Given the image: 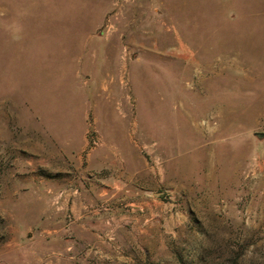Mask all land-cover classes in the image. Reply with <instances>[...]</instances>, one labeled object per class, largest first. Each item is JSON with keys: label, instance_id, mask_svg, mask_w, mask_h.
<instances>
[{"label": "rangeland", "instance_id": "1", "mask_svg": "<svg viewBox=\"0 0 264 264\" xmlns=\"http://www.w3.org/2000/svg\"><path fill=\"white\" fill-rule=\"evenodd\" d=\"M108 66L115 106L156 138L140 147L183 220L121 253L73 257L60 235L40 241L37 218L10 209L37 202L26 185L31 131L78 142ZM41 144L35 171L64 184L72 156L53 155L63 144L47 135ZM24 216L35 223L30 257L11 260L6 242L27 239ZM0 264H264V0H0Z\"/></svg>", "mask_w": 264, "mask_h": 264}, {"label": "crops", "instance_id": "2", "mask_svg": "<svg viewBox=\"0 0 264 264\" xmlns=\"http://www.w3.org/2000/svg\"><path fill=\"white\" fill-rule=\"evenodd\" d=\"M112 70L113 67L108 66L105 78L99 82L96 80L97 90L91 104V115L102 138V146L86 157L81 154L86 142V109L82 116L85 128L78 142L70 133L59 137L52 130H44L43 133L32 130L31 138L35 136L36 142L29 149L37 153V160L27 161L26 185L27 196L35 197L37 202L28 200L19 206L12 205L10 209L12 212L21 210L33 215L31 218H37L40 241L60 243L59 239L55 240L60 235L64 244L73 246V257H79V251H85L81 255L83 257L90 253H105V257L121 253L123 243H139L143 238L149 240L158 233L171 232L183 220L182 215L180 217L179 212L172 209V203L164 201L162 192L158 191L157 172L140 147L141 134L145 129L131 122L129 111L115 106L118 96L113 90L119 76L112 74ZM101 99L105 101V107L98 108L97 100ZM112 103L113 108L109 105ZM36 120H40V116ZM154 128L149 127L150 132ZM46 135L50 141L63 144L62 151H55L53 155L65 154L73 158L75 172L64 184L47 181L43 172L35 171L36 167L45 168L46 165L45 147L41 144ZM142 141L150 145L156 143V138ZM63 186L73 188H69L71 193L68 196L57 200L54 192ZM76 191H79L78 195ZM84 195L88 198H82ZM66 213L70 215L68 220L65 219ZM28 218L24 216L20 226L26 230L27 239L18 236L6 242L12 251L11 260H28L30 257L27 245L35 238L31 232L35 223L33 220L29 222ZM50 221L53 227L46 225ZM50 233H53L50 236L52 241L50 237L47 239ZM19 249L25 252L20 253ZM54 254L62 257L66 251L59 250ZM35 255L38 259L44 258L45 251L40 249Z\"/></svg>", "mask_w": 264, "mask_h": 264}, {"label": "built area", "instance_id": "3", "mask_svg": "<svg viewBox=\"0 0 264 264\" xmlns=\"http://www.w3.org/2000/svg\"><path fill=\"white\" fill-rule=\"evenodd\" d=\"M85 146L83 149L84 156L89 155L94 149L102 145L103 141L98 129L93 121L89 120L85 131Z\"/></svg>", "mask_w": 264, "mask_h": 264}]
</instances>
